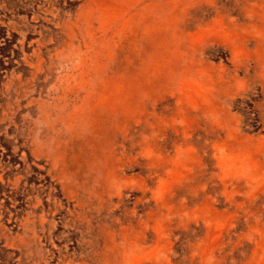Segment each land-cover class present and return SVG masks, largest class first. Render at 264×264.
I'll return each instance as SVG.
<instances>
[{
	"label": "rangeland",
	"instance_id": "obj_1",
	"mask_svg": "<svg viewBox=\"0 0 264 264\" xmlns=\"http://www.w3.org/2000/svg\"><path fill=\"white\" fill-rule=\"evenodd\" d=\"M0 264H264V0H0Z\"/></svg>",
	"mask_w": 264,
	"mask_h": 264
}]
</instances>
